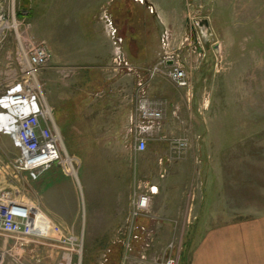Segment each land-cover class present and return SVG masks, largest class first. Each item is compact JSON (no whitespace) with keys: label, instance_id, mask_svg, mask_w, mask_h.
<instances>
[{"label":"rangeland","instance_id":"374dc122","mask_svg":"<svg viewBox=\"0 0 264 264\" xmlns=\"http://www.w3.org/2000/svg\"><path fill=\"white\" fill-rule=\"evenodd\" d=\"M100 3L0 0L5 12L14 10L16 28L0 41V95L22 77L26 41H43L51 59L35 81L53 111L68 154L79 160L80 172L90 176L92 195L84 187L86 214L82 195L79 203L75 198L77 190L81 194L79 181L69 178L73 195L65 198L66 216L74 224L63 231L81 241L82 248H75L81 252V264H100L104 253L102 264H160L167 257L178 264H194L211 229L239 223L249 226L238 237L252 240L264 264V0H178L176 10L186 21L173 27L165 23L167 30L161 35L143 4ZM203 19L211 34L206 37L197 26ZM166 56L183 68L188 88H178L164 74ZM154 68L159 71L151 77ZM118 90L127 92L121 93L129 106L120 151L103 147L114 141L104 134V127L97 135L89 134L93 127H87L86 117L91 110H103L108 96L118 95ZM141 93L163 109L162 120L144 133L135 131L140 126ZM175 99L172 110L170 101ZM137 138L146 140L144 153L135 149ZM89 142L100 143L99 149L90 148ZM16 155L11 140L0 135V166ZM118 167L133 175L127 212L114 232H90L86 220L96 201L93 197L104 187H113V170ZM0 181L18 200L39 199L33 181L15 180L10 174ZM140 183L156 187L157 194L150 214L130 226L132 221L128 224L126 218ZM232 233L219 231L218 238L236 239ZM108 235L109 246L98 247ZM86 236L94 237L91 247L83 245ZM5 244L12 241L0 236V249ZM62 253L49 242L19 251L25 264H58ZM78 255L72 254L71 264H77Z\"/></svg>","mask_w":264,"mask_h":264},{"label":"built area","instance_id":"2783aa9c","mask_svg":"<svg viewBox=\"0 0 264 264\" xmlns=\"http://www.w3.org/2000/svg\"><path fill=\"white\" fill-rule=\"evenodd\" d=\"M14 10L5 12L0 4V41L6 32L15 28ZM25 65L22 77L10 83L0 95V135L8 137L17 151L16 158L7 165L0 166V180L10 174L15 180L36 181L52 167L57 166L64 176L78 183L79 160L68 154L55 122L53 111L49 107L42 90L35 81L39 72L46 67L51 53L43 41L27 40L25 43ZM173 57L163 58L164 74L179 88H188V79L183 68L172 64ZM159 71H150L151 77ZM142 88L143 84H138ZM140 100V101H139ZM140 126L135 131L149 132L163 118V109L142 93L137 104ZM185 146V144H180ZM145 139L137 138L136 151L144 153ZM156 187L140 183L134 190L129 206L127 223L132 225L135 219L150 214ZM9 188L0 181V236L11 240L0 249V264H25L19 251L31 244L54 243L63 250L58 264H71V256L78 253L77 264H81V241L65 233L59 225L51 222L35 206L18 200ZM106 254L100 259L104 262ZM142 260L145 256H142ZM160 264H178L176 258L167 257Z\"/></svg>","mask_w":264,"mask_h":264},{"label":"crops","instance_id":"0c3cea01","mask_svg":"<svg viewBox=\"0 0 264 264\" xmlns=\"http://www.w3.org/2000/svg\"><path fill=\"white\" fill-rule=\"evenodd\" d=\"M98 1H101L100 4L102 6H107L111 2V0ZM130 1L135 4H138L139 2L140 4H143V6H145L146 8H149L154 28L160 35L165 30H167V25H165V23H169L171 27H173L172 24L177 21L179 23L182 22L181 19H184V21H186L185 18H183V15H181V11L179 13V11L176 10L178 0ZM180 31L182 35L185 34L184 29H181ZM190 31L191 33L195 32H193L192 27H190ZM132 37L133 39H136L137 36L133 35ZM127 45H129L128 42H126V47H124L126 52H128L129 49ZM139 47L140 49H142V46L139 45ZM179 90L180 89H176V92L178 93ZM123 91L126 92L125 90H118V95L111 93L112 95L108 96V99L102 106L104 111H98L96 109L98 106H95V109L97 111L91 110V112L88 114L89 116H86L90 122L88 123L87 127L89 129L93 127L92 131H88L89 134L97 135L99 134L101 128L104 127V134L106 136H109V138L114 141L104 142L103 147H109L118 151L123 149V143L120 142V137H122V133H124V131L126 130L129 112L127 96L126 94L121 93ZM186 91L187 97L189 98L191 96L190 90L188 89ZM180 98L182 97L180 96ZM176 101L177 99H175L174 101H170L172 104V110L176 109ZM187 110L190 111L189 106H187ZM99 144L100 143L89 142V147L93 150H98L99 147L96 146H98ZM123 160L125 161V159ZM80 170L81 169L79 168L78 181L79 188L81 189V194L77 190L75 198L76 201L79 203V196L82 195L83 205L86 214L88 199L87 196H85L84 187L88 189L87 192H91V195L92 187L89 184L90 176L84 171L80 172ZM122 170L123 168L121 169L119 167L113 170V187L110 190H107L106 187L102 186L104 188L102 189V191L99 192L97 198L92 196L93 199H96V201L90 205L91 210H89V218H87L86 220V224H88L87 229L90 232H114L119 226L123 217L125 216L128 208L129 195L132 191V186L134 182L133 180H131L133 177L132 173L127 174V172L125 171L128 170H126L125 168L124 172ZM32 185L34 186V192H36L37 194L39 193V199L37 197L35 201H31V203L29 204L38 208L43 214L48 217L51 222L59 225L64 231L68 229V224H70V222L72 225L74 224L73 218L69 219L66 216V210L69 206L67 200L69 199L66 200L67 202L65 201L66 194L69 197L71 194L73 195L72 180L64 176L57 166L52 167L49 171L45 172L41 177H39L38 180L33 181ZM78 210L79 205L77 204V212ZM247 225L248 224L239 223L237 225H232L228 227L221 226L211 229V233L207 235L203 242L200 244L199 259H197L194 264H263V259L259 257L260 259L258 260L256 256L255 247L251 244L252 240H248L246 239V237H238L241 234L240 232L242 230H247ZM219 231H233L232 234L236 236V239H233L232 237L231 239L229 236L226 240L223 237L219 239ZM109 236L110 235L105 238L103 237V239H101V242L97 243L96 245L103 249L108 247L111 242ZM86 238L87 239L83 238V245H85L86 247H91L93 244L92 240L94 237L91 238V236H86ZM246 243L248 245H246ZM103 249H101V251ZM101 251L95 254L96 259H98V255Z\"/></svg>","mask_w":264,"mask_h":264},{"label":"water","instance_id":"95a60500","mask_svg":"<svg viewBox=\"0 0 264 264\" xmlns=\"http://www.w3.org/2000/svg\"><path fill=\"white\" fill-rule=\"evenodd\" d=\"M197 26H198L199 30L202 31V34H203L204 37H206L207 35H211L210 34V29H209V23H208L207 20H205V19L198 20L197 21ZM217 48H216V50H217Z\"/></svg>","mask_w":264,"mask_h":264}]
</instances>
